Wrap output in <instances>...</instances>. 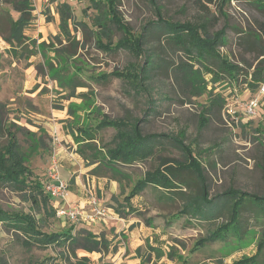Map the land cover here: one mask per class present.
<instances>
[{
    "label": "rangeland",
    "instance_id": "374dc122",
    "mask_svg": "<svg viewBox=\"0 0 264 264\" xmlns=\"http://www.w3.org/2000/svg\"><path fill=\"white\" fill-rule=\"evenodd\" d=\"M35 2L37 9H42L40 14L44 15L47 24L56 21V6L60 2H69L75 21L85 22L86 27L72 24L68 27L69 33L64 35L55 26L56 35L51 33L44 42H39V37L33 39L30 32L32 40L26 49L12 48L0 36V103L5 111L2 123L14 122L11 132L20 139L37 178L46 181L45 173L52 158H56L62 180L70 184V197L78 196L75 185L76 177L80 176L90 191L86 198L90 195L97 197L109 209L110 215L107 220L91 225L72 223L57 214L58 206L65 207V203L52 201V207H45L42 201L33 202L26 191H15L2 184L0 209L16 215H30L39 229L47 234L68 231L71 226L75 227V233L86 228L97 235L105 234L110 238L111 246L110 251L103 254L82 249L73 252L58 245H27L22 233L0 223V264H125L134 260L129 248L135 251L138 246L146 257L149 244L154 247L158 244L166 254L171 246L177 249L172 250L174 260L165 254L160 260L154 256L149 264H232L254 256L262 240L264 211L249 199L241 211L237 228H231L225 239L206 245L192 256L190 251L199 239L208 237L230 221L229 212L207 221L182 214L188 196L198 190L194 173H181L184 178L188 177L190 184L183 188L184 195L167 192V196L165 191L148 186L131 200L132 207L124 198L147 171L160 166L162 158L169 160L170 166L187 164L178 140L194 150L210 198L222 200L228 190L264 197V97L255 117L243 116L242 109L235 106L239 118L235 123L227 112V105L231 102L247 101L257 95L261 81H256L253 74L261 59L258 53L262 43L256 27L258 22L264 21V0H217L215 4H209L207 10L201 7L204 0H155V4L152 0H115L121 25L126 28L119 31L113 26L110 39L103 38L94 26L98 12L92 8L90 0ZM158 14L173 22H209L211 34L224 32V45L219 48L221 57L231 65L239 66L241 72L234 78L224 75L226 85L218 89L225 98L223 106L210 105L206 98L190 95L173 75V68L182 59L188 62V58L181 51L160 45L164 38L156 39V34L150 37L142 57L126 49H108L109 45L114 48L124 38L137 42L145 26L157 22ZM14 17L18 19L19 15L14 13ZM157 48L168 49L163 54L168 58L167 64L154 74L147 89H140L132 74L135 76L134 70L144 65L148 51ZM209 66L216 71L218 61L212 60ZM55 73L61 79L80 78L88 87L68 91L66 86H59L54 79ZM207 79L211 80V76L207 75ZM105 118L129 124L142 120L145 134L167 136L161 141L162 146L158 147L156 155L132 166L121 167L128 173V179L122 183L93 175L94 167H87L77 152L83 146L79 142L83 140L80 128L95 129ZM27 132L37 136L46 134L42 153L31 155L37 137ZM93 134L104 157V147L115 146L117 130L109 127ZM8 141V132L0 131V152ZM112 219H123L126 233L117 232V228L108 229L107 224ZM163 229L167 233H162ZM164 237L167 240H160ZM137 249L135 257L141 263ZM190 254L192 257L187 263L178 258H187ZM210 256L217 259H210ZM259 260L264 264V251Z\"/></svg>",
    "mask_w": 264,
    "mask_h": 264
},
{
    "label": "trees",
    "instance_id": "16d2710c",
    "mask_svg": "<svg viewBox=\"0 0 264 264\" xmlns=\"http://www.w3.org/2000/svg\"><path fill=\"white\" fill-rule=\"evenodd\" d=\"M90 1L92 8L98 12L97 17L94 19V26L98 28V32L103 38L110 39L113 37L111 29L113 26L119 31L125 30L126 26L121 25L122 21L119 17L115 0ZM152 1L155 4V0ZM216 1L204 0V4L201 7L207 10L208 5L215 4ZM5 5L8 9L5 8ZM56 9L60 16V31L62 34L67 35L69 33L68 27L72 24L75 27H86L85 22L75 21L74 10L69 2H60ZM34 11L35 6L33 0H0V36L12 48L20 47L21 49H26L27 45H29V40L31 39L26 35V29L36 19ZM14 13L19 15L18 19H15ZM256 31L261 37L262 46L258 53V58L261 59L253 75L256 81L263 82L264 21L257 23ZM154 34H156V39L164 38L163 41H160V45H168L172 50L181 51L188 58V62L182 59L173 68V75H175L177 81L180 80L183 83L190 95L192 97H204L209 101L210 105L216 104L220 105V107L223 106L222 103H224L225 98H223L218 89L222 88V85L225 83L224 75L234 78L236 73L241 72L239 66L231 65L221 57L219 48L224 45V32L211 34L209 22H173L158 14L157 22L148 23L137 42L124 38L114 48L109 45L108 49H114L115 51L126 49L135 56L142 57L146 53L145 47L149 44L150 37ZM166 50L168 51L167 48ZM166 50L157 48L148 51L147 60L144 65H139V68L134 70L136 72L135 76L132 74V78L137 87L147 89L153 81L152 77L154 74L166 66L168 58L163 55ZM29 54L32 55L31 53ZM212 60L218 61L216 71L209 66ZM196 65H199L200 68H196ZM117 73L121 74L119 72ZM207 75L211 76V80L207 79ZM54 79L57 80L60 87L63 88L66 86L68 91L88 87L87 82H84L80 78L72 77L69 79H61L59 74L55 73ZM237 80H235L236 83ZM3 110L4 107L0 103V131L8 132L9 136V141L0 152V185H7L15 191H26L33 202L39 203V201H42L43 206L50 207L51 202L54 200L45 193L44 180L37 178L30 168L29 162L27 161L29 155L27 156L26 152L23 151L20 139L17 138L14 132H11L14 122H10L9 125L6 122V124L2 123L4 119L3 113L5 112ZM141 121L135 120L134 123L129 124L127 122L113 121L105 118L96 125L95 129L88 130L85 127L80 128L81 132H83V140H79V142H82L83 146L79 147L77 152L85 161L87 167H94L91 171L93 175L98 177L106 176L113 181L122 183L128 179V173L122 170V166H132L137 162L146 161L156 155L158 147L162 146L161 141L167 136L156 133L145 134L141 127ZM16 127L19 128L18 126ZM109 127L117 130V135L114 139L115 146L104 147L106 154L103 157V150L97 147L95 142L96 136L93 132ZM19 129L22 130V128ZM27 133L31 134L32 137H37L34 143L35 151H32L31 155L34 153H42L41 148L46 145L44 140L46 134L41 133L37 136L35 133ZM177 142L179 149H181L185 156L187 164L179 163V166H170L169 160L162 158L160 166L152 171H147L144 177L138 180L132 192L128 196H125L124 201L129 207H132L131 200L142 193L148 186L165 191L166 193L164 195L167 196H169V192L184 195L183 188L190 184L187 180L188 177L184 178L181 173H194L198 190L196 194L188 196V202H185L182 214L187 217L199 219V221H207L214 220L224 215L225 212H229L230 221L218 227L208 237L199 239L190 251L193 256L194 253H198L206 245L214 244L221 239H225L231 228H237L236 224L239 223L241 211L247 199L255 202L264 211V197L243 194L237 190H228L222 195V200L210 198L209 194H207L205 176L201 171L202 167L194 150L185 144L184 141L178 140ZM119 214L122 215L120 212ZM0 223L6 228L13 229L17 233H22L26 238L27 245L32 243L44 247L58 245L73 252L78 249L85 250L89 253L97 252L103 254L110 251L111 241L105 234L97 235L86 228L80 229L75 233V227L71 226L68 228V231L47 234L39 229L37 223L30 215H16L1 209ZM148 247L149 252L146 257L140 253L141 248L137 249V256L142 259L140 264H149L154 256L160 260L166 254L161 246L154 247L149 244ZM171 247L172 249L166 255L170 260H174L176 257L172 253V250L176 248ZM182 247L186 248V246ZM263 251L264 231L257 253L251 257L241 258L232 264H262L259 259L263 255ZM192 256L190 254L187 258L183 256H179L178 258L181 262L187 263Z\"/></svg>",
    "mask_w": 264,
    "mask_h": 264
},
{
    "label": "built area",
    "instance_id": "2783aa9c",
    "mask_svg": "<svg viewBox=\"0 0 264 264\" xmlns=\"http://www.w3.org/2000/svg\"><path fill=\"white\" fill-rule=\"evenodd\" d=\"M257 95H254L247 101L231 102L227 105V112L232 116V120L239 121L237 110L235 106H239L241 114L247 118L255 117L258 110L262 105L264 97V81L258 83ZM236 103V104H233ZM45 193L48 194L53 200L65 203V207H59L57 214L61 218H65L72 223L95 224L99 221L107 220L109 217V209L102 205L100 200L94 195H90L87 207H71L69 206L68 199L70 195L69 185L62 180L59 172V163L56 158H52L50 167L46 171V181L44 184ZM62 206V205H61Z\"/></svg>",
    "mask_w": 264,
    "mask_h": 264
},
{
    "label": "crops",
    "instance_id": "0c3cea01",
    "mask_svg": "<svg viewBox=\"0 0 264 264\" xmlns=\"http://www.w3.org/2000/svg\"><path fill=\"white\" fill-rule=\"evenodd\" d=\"M39 1H40V4L41 3L43 4L44 0H39ZM33 2H34V6H35L34 14H35L36 19H35L34 23L30 27H28L26 29V35L29 37V34L33 33V36H32L33 39L39 37V39H40L39 42H44V41H46L48 39V36L51 33L56 35L57 32L55 30V26H57L58 31H60V16H59L58 12H57V14L55 13L56 21L54 23H48L47 24L44 15L40 14L42 9L38 10L37 7H36L35 0H33ZM56 8H57V6H56ZM29 39H31V38L29 37ZM88 170H89V168H88ZM73 175H76V174L74 173ZM72 177H74V176H72ZM68 185H70V184H68ZM75 186L79 190L78 196L76 198L72 199L70 197V195H69L68 203L71 204V205H74L75 207H87V210H88L90 208L87 205L88 201H89V198H86V197L89 196L88 194H89L90 191H89L88 187L84 183H82V180H81L80 176L76 177V185ZM59 206L62 207L61 205H59ZM59 206H58V208H59ZM122 220L123 219H112V220H109V222L107 224L108 225V229L117 228V232H119V233L123 232V231L125 232V227H127V226L125 225V223H123L124 220L123 221ZM162 233H167V232H166L165 229H163ZM163 239L167 240L166 237H164L162 239L160 238V240H163ZM109 240H110V238H109ZM167 243H169V242H167ZM157 245L158 244H156L155 246H157ZM137 248H138V246H136V249ZM129 249L131 251V256L134 257L133 258L134 260H129L125 264H139L140 263V259H137L135 257L136 256V249H135V251H133L132 248H129ZM209 258L213 259V260L217 259V258H215L213 256H210Z\"/></svg>",
    "mask_w": 264,
    "mask_h": 264
}]
</instances>
